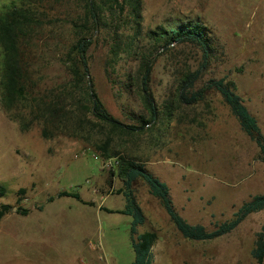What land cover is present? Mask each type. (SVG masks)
Here are the masks:
<instances>
[{
  "label": "rangeland",
  "instance_id": "rangeland-1",
  "mask_svg": "<svg viewBox=\"0 0 264 264\" xmlns=\"http://www.w3.org/2000/svg\"><path fill=\"white\" fill-rule=\"evenodd\" d=\"M59 9L66 19L81 13L68 5ZM142 17L143 35L137 38L131 19L123 16L126 42L134 50L151 48L146 34L160 28L203 26L213 53L196 90L210 80L233 81L264 135V0H143ZM62 33L64 40H72L69 26ZM97 37L88 54L92 87L116 120L142 127L150 113L137 83L130 82L139 76L134 53L121 54L111 68L106 34ZM154 53L150 94L159 119L134 134L97 130L94 135L111 145L108 153L102 150L106 145L95 144L98 139L45 140L39 129L22 133L0 103V186L6 190L0 204L16 206L20 198L19 206L32 210L27 217L12 212L0 221V264H134L132 218L117 212L126 207L124 196L116 194L123 188L117 177L121 157L144 164L168 185L176 211L189 224L209 231L264 194L259 149L216 90H207L195 105L175 110L171 122L164 115L178 79L201 66V49L181 45ZM108 63L114 72L111 80ZM45 72L52 80L63 76L55 65ZM22 188L27 192L18 196ZM133 191L147 218L138 234L158 235L153 264H256L251 253L264 226V211L227 236L195 242L178 232L144 181L138 180ZM60 192L79 194L84 202L64 197L46 203Z\"/></svg>",
  "mask_w": 264,
  "mask_h": 264
},
{
  "label": "trees",
  "instance_id": "trees-1",
  "mask_svg": "<svg viewBox=\"0 0 264 264\" xmlns=\"http://www.w3.org/2000/svg\"><path fill=\"white\" fill-rule=\"evenodd\" d=\"M65 5L75 7L81 13L66 19L59 9ZM142 12L143 0H21L20 4L17 0H0V103L8 119L17 123L22 133L39 129L45 140L67 137L92 143L98 139L95 144L103 143L108 149L99 144L96 148H102L104 153H108L111 145L94 135L97 130L134 134L159 119L160 112L150 94L156 59L154 50L157 52L173 46L193 45L201 49L204 60L197 70H188L178 79L173 102L166 107L164 115L171 122L175 110L195 105L204 99L207 90H216L238 120L241 130L257 145L264 163V135L257 119L237 94L236 84L225 78L210 80L205 88L196 90V84L207 70L213 53V41L205 28L197 23L182 24L177 28H160L146 34L151 48L137 47L134 50L133 44L126 42L128 25L123 22V16L126 13L131 19L138 38L143 35ZM67 26L72 34L70 42L63 39L65 35L62 31ZM102 33L106 34L103 40L109 47L111 68L121 54L134 53L139 65V76L137 79H129L133 85L137 83L150 113V120H142V127L126 126L116 120L89 85L88 54L96 35L100 37ZM54 65L63 71V76L52 80L45 71ZM107 72L111 80L114 72H109V63ZM101 131L100 135L103 134ZM117 166V177L122 181L123 188L116 194L126 199L125 209L117 212L132 218L134 264H153V248L158 241L155 232L138 234V228L144 226L147 220L134 196L133 185L138 180L144 181L150 195L161 202L178 232L190 241L208 242L227 236L251 215L264 211V194L256 195L244 203L231 220L209 231L202 225L189 224L176 211L168 185L149 172L144 164L121 157ZM5 192V188L0 186V196ZM26 192L22 188L17 195H25ZM64 197L84 202L79 194L60 192L58 198L49 197L46 203ZM21 201L19 198L16 206L0 204V221L14 209L22 217L29 216L32 210L19 206ZM251 254L256 264H264V226L257 235Z\"/></svg>",
  "mask_w": 264,
  "mask_h": 264
},
{
  "label": "water",
  "instance_id": "water-1",
  "mask_svg": "<svg viewBox=\"0 0 264 264\" xmlns=\"http://www.w3.org/2000/svg\"><path fill=\"white\" fill-rule=\"evenodd\" d=\"M88 79H89V85L92 86V82L90 80V75H89ZM57 198H58V196H57ZM13 212H16V209H14Z\"/></svg>",
  "mask_w": 264,
  "mask_h": 264
},
{
  "label": "built area",
  "instance_id": "built-area-1",
  "mask_svg": "<svg viewBox=\"0 0 264 264\" xmlns=\"http://www.w3.org/2000/svg\"><path fill=\"white\" fill-rule=\"evenodd\" d=\"M111 165V163H108V166H110ZM102 262H103V260H102V258L100 259ZM105 264V263H104Z\"/></svg>",
  "mask_w": 264,
  "mask_h": 264
},
{
  "label": "crops",
  "instance_id": "crops-1",
  "mask_svg": "<svg viewBox=\"0 0 264 264\" xmlns=\"http://www.w3.org/2000/svg\"><path fill=\"white\" fill-rule=\"evenodd\" d=\"M58 200V199H57ZM55 202V201H54ZM53 203V202H52ZM147 219V218H146ZM147 221V220H146Z\"/></svg>",
  "mask_w": 264,
  "mask_h": 264
}]
</instances>
